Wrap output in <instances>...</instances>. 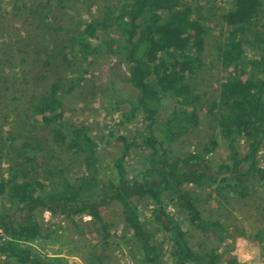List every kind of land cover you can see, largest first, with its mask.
<instances>
[{
	"label": "trees",
	"instance_id": "16d2710c",
	"mask_svg": "<svg viewBox=\"0 0 264 264\" xmlns=\"http://www.w3.org/2000/svg\"><path fill=\"white\" fill-rule=\"evenodd\" d=\"M231 2L232 9L221 16L226 30L218 45V58L227 76L221 83L219 101L213 103L228 159L216 171L212 169L209 156L220 147L215 134L201 151L177 146L200 123L199 97L192 81L204 68L210 32L206 16L189 0H123L116 8H105L101 19L87 23L64 47L63 57L68 65L79 56L88 59L105 53L114 57V82L128 83L136 92L135 99L126 103L121 123L138 122L139 131L133 139L118 137L120 153L113 169L107 171L101 167L99 144L91 130L70 126L64 119L58 84L33 98L28 104L34 121L51 129L55 146L81 157L84 172L70 179L57 167L47 169L41 180L34 179L43 146L33 140L15 148L17 138L9 135L8 142L0 145V196L13 212L8 213L5 205L0 211V256L19 264H77L49 259L36 249L35 245L52 236L37 217L38 211L66 216L74 224V217L88 215L100 224L103 239L108 241L111 233L102 208L116 202L132 233L137 264H162L161 249L149 226L168 239L172 264H240L235 256L223 258L215 248H192L187 232L169 210L172 202L191 228L207 239L221 238L225 231L222 222L203 216L188 187L241 199L253 188L264 187L260 164L264 148V0ZM125 65L128 74L122 70ZM166 98L174 99L178 107L165 116ZM23 148L29 151L27 161L22 159ZM134 149L149 150L139 167L130 162ZM3 155L10 157L7 174L2 168ZM137 201L149 203L150 222H144ZM21 213L25 217L16 221L15 214ZM255 239L264 252V229Z\"/></svg>",
	"mask_w": 264,
	"mask_h": 264
},
{
	"label": "rangeland",
	"instance_id": "374dc122",
	"mask_svg": "<svg viewBox=\"0 0 264 264\" xmlns=\"http://www.w3.org/2000/svg\"><path fill=\"white\" fill-rule=\"evenodd\" d=\"M123 0H2L0 18V145L15 136V148L22 143H40L43 146L40 167L32 177L41 180L47 169L62 168L70 179L80 177L84 166L80 156L55 146L51 129L34 121L29 102L50 90L52 84L61 88L64 119L70 126H83L91 130L99 144L100 164L111 171L120 153L118 137L133 139L139 131L138 122L122 124V112L136 97L135 90L125 82H114L111 67L114 57L102 53L88 59L75 57L68 65L63 49L79 35L92 20H99L105 8H116ZM191 6L202 10L210 32L203 54L204 68L193 78L194 94L199 97L200 123L177 143L182 150L201 151L210 135L220 141L218 150L209 156L214 171L225 162L229 150L220 137L218 112L213 103L220 99L221 83L227 76L218 58V45L223 42L226 30L222 15L232 9L231 0H189ZM248 57L252 52L247 50ZM128 74V67H123ZM123 102V103H122ZM162 115H169L178 107L172 98L163 103ZM24 152L27 161L29 151ZM242 151H245L243 148ZM6 154V153H5ZM149 150L134 149L130 162L134 167L144 163ZM4 156V155H3ZM15 153L11 154V158ZM8 158L3 157L2 168L7 174ZM264 167V148L260 154ZM196 204L204 217L222 222L221 238L207 239L189 225L176 205L169 210L188 234L190 246L196 251L217 249L223 256H235L240 264H264V252L255 236L264 229V187H255L249 196L241 199L225 193L219 197L208 189L189 186ZM145 223L150 222L148 202H136ZM10 205L0 196V211ZM109 225L111 237L103 239L100 224L88 215L74 217L75 224L66 216H55L48 211H38L37 217L52 236L35 245L49 259H60L77 264H137L132 233L126 226L120 206L114 202L102 208ZM25 213L15 214L16 221ZM154 240L161 249L162 264H172L170 244L161 231L149 226ZM2 229L0 228V233ZM0 264H19L0 256Z\"/></svg>",
	"mask_w": 264,
	"mask_h": 264
}]
</instances>
